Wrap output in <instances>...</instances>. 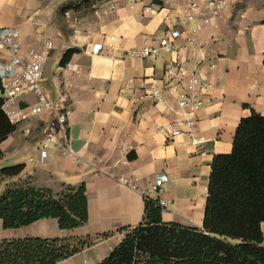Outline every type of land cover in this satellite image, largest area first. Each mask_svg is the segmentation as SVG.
<instances>
[{
  "label": "crops",
  "instance_id": "obj_1",
  "mask_svg": "<svg viewBox=\"0 0 264 264\" xmlns=\"http://www.w3.org/2000/svg\"><path fill=\"white\" fill-rule=\"evenodd\" d=\"M83 1L0 0V28L18 30L24 57L53 42L43 63V84L67 113L65 133L48 111L19 123L0 144V163H25L22 177L32 176L39 186L54 191L63 183L85 182L89 211V221L72 229L60 228L53 217L16 228H4L0 219V238L114 231L56 264H98L123 236L118 228L142 221L145 195L165 202L164 220L202 226L214 155L231 151L242 117L253 109L264 115V0H230L222 16L203 25L197 42H190L179 27L174 49H160L155 56L130 52L157 46L184 17L190 0ZM199 22L192 18L185 27L193 29ZM100 43L107 45L102 52H90ZM200 47L209 53L202 67L214 87L211 102L192 114L194 129L204 139L195 145L185 134L168 137L159 130L175 113L150 91L153 82L163 84L170 62L193 67ZM70 48L75 51L63 62ZM9 56L0 44V59ZM36 101L34 93L22 94L16 105ZM26 127L31 129L28 135ZM49 130L55 138L44 147ZM121 177L135 186L121 183ZM156 183L161 191H150ZM261 225L264 232V221Z\"/></svg>",
  "mask_w": 264,
  "mask_h": 264
},
{
  "label": "trees",
  "instance_id": "obj_2",
  "mask_svg": "<svg viewBox=\"0 0 264 264\" xmlns=\"http://www.w3.org/2000/svg\"><path fill=\"white\" fill-rule=\"evenodd\" d=\"M73 51L68 49L62 61ZM3 104L0 84V144L17 128ZM3 155L0 146V159ZM25 167L21 162L0 168L4 228L49 217L62 229L89 221L85 182L63 183L54 191L32 183V176L22 177ZM144 205L142 221L118 228L123 236L98 264H264V115L253 109L242 117L231 151L214 155L202 226L164 220L159 197L145 195ZM113 233L0 238V264H56Z\"/></svg>",
  "mask_w": 264,
  "mask_h": 264
},
{
  "label": "built area",
  "instance_id": "obj_3",
  "mask_svg": "<svg viewBox=\"0 0 264 264\" xmlns=\"http://www.w3.org/2000/svg\"><path fill=\"white\" fill-rule=\"evenodd\" d=\"M230 0H190L187 3L184 17H179L175 25L159 40V44H147L141 49L130 52L131 56H155L160 49L172 51L174 49V38L180 35L179 27L184 28L181 33L188 34L190 42L199 40V31L203 25L210 22L212 17L222 16L230 7ZM149 10L152 8L148 7ZM69 14V11L66 12ZM199 18L200 22L195 28L185 27L187 21L192 18ZM114 36L111 37L113 39ZM0 44L5 46L10 56L7 59H0V84L4 93L3 108L14 124L29 120L31 117L39 116L44 111L52 112L60 125L62 131H66L67 113L64 106H57L56 102L45 92L41 80L44 77L43 63L53 42L47 41L43 49L31 51L30 58L24 57L20 52V35L14 28H0ZM107 45L100 43V47L90 50L92 53H100ZM109 46H111L109 44ZM200 57L193 67L187 66L184 62L173 61L168 64L165 80L162 85L153 82L150 94L157 100L163 102L167 108L175 113L166 124L159 127L168 137L177 134H185L189 141L195 145L203 142V137L195 131V120L192 114L207 106L211 102V90L213 82L207 76L202 63L209 59V53L204 47L199 49ZM167 92L169 94L164 93ZM34 93L37 96L35 103H28L24 106L16 105L17 98L22 94ZM169 96L175 100V106L169 101ZM185 126L183 129L182 126ZM25 135L31 132L29 127L23 130ZM53 132L48 131L44 138V147H47L52 140ZM72 154L71 149H67ZM120 182L129 186H135L132 179L121 177ZM159 184H153L150 191H161ZM165 205V202L161 200Z\"/></svg>",
  "mask_w": 264,
  "mask_h": 264
},
{
  "label": "rangeland",
  "instance_id": "obj_4",
  "mask_svg": "<svg viewBox=\"0 0 264 264\" xmlns=\"http://www.w3.org/2000/svg\"><path fill=\"white\" fill-rule=\"evenodd\" d=\"M43 82H44V81H43V79H42V80H41V83H42L43 88H44V84H43ZM44 90L47 91L48 89H45V88H44ZM47 92H48V91H47ZM47 92H46V93H47ZM54 138H55V136H52V140H51V142L49 143V145L52 144ZM19 162H21V161H15V162H14V161H6V162L3 161V162L0 163V168L3 167V166H8V165L17 164V163H19ZM29 163H31V162L28 160V164H29ZM30 166H31V164H30ZM32 183H34V184H36L37 186H39V185L36 183L35 178H32ZM60 190H61V189H60ZM3 238H6V237H3Z\"/></svg>",
  "mask_w": 264,
  "mask_h": 264
}]
</instances>
